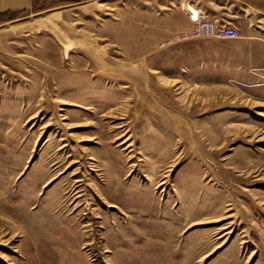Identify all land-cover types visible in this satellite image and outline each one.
<instances>
[{
    "label": "rangeland",
    "instance_id": "374dc122",
    "mask_svg": "<svg viewBox=\"0 0 264 264\" xmlns=\"http://www.w3.org/2000/svg\"><path fill=\"white\" fill-rule=\"evenodd\" d=\"M7 4L0 264H264V0Z\"/></svg>",
    "mask_w": 264,
    "mask_h": 264
},
{
    "label": "built area",
    "instance_id": "2783aa9c",
    "mask_svg": "<svg viewBox=\"0 0 264 264\" xmlns=\"http://www.w3.org/2000/svg\"><path fill=\"white\" fill-rule=\"evenodd\" d=\"M196 13L190 11L189 18L193 23L190 31V37H214L223 40H231L236 38V30L226 26L220 25L215 21L210 20L209 16L197 10Z\"/></svg>",
    "mask_w": 264,
    "mask_h": 264
},
{
    "label": "crops",
    "instance_id": "0c3cea01",
    "mask_svg": "<svg viewBox=\"0 0 264 264\" xmlns=\"http://www.w3.org/2000/svg\"><path fill=\"white\" fill-rule=\"evenodd\" d=\"M2 1H6L8 4V6H10L9 8H24L27 7L30 2L32 1H36V0H2ZM2 1L0 0V3H2Z\"/></svg>",
    "mask_w": 264,
    "mask_h": 264
},
{
    "label": "bare ground",
    "instance_id": "6f19581e",
    "mask_svg": "<svg viewBox=\"0 0 264 264\" xmlns=\"http://www.w3.org/2000/svg\"><path fill=\"white\" fill-rule=\"evenodd\" d=\"M186 5H187V4H186ZM190 11H191L192 13H196V12H197V11L195 10L194 7H192L191 5H188V14H189V15L191 14Z\"/></svg>",
    "mask_w": 264,
    "mask_h": 264
}]
</instances>
